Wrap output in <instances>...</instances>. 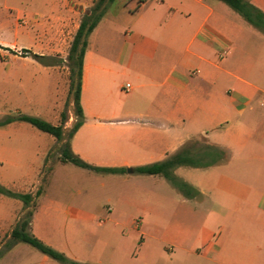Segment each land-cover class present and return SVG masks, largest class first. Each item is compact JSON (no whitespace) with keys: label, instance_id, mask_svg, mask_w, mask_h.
<instances>
[{"label":"crops","instance_id":"obj_1","mask_svg":"<svg viewBox=\"0 0 264 264\" xmlns=\"http://www.w3.org/2000/svg\"><path fill=\"white\" fill-rule=\"evenodd\" d=\"M13 1L0 5V24ZM246 1L264 11V0ZM128 5L133 12L124 39L110 11L88 36L84 122L70 139L85 162L125 171L61 160L44 187L48 145L17 136L15 123L26 121L0 125V161H38L33 177L14 191L41 189L30 206L1 194L0 241L10 239L30 210L27 232L84 264H264V32L221 0ZM13 76L0 71V87L10 89ZM2 109L0 120L14 116ZM57 118L47 116L64 131L73 128ZM196 137L228 156L211 166L175 168L192 195L159 173L134 170L166 160ZM11 181L10 174L0 177L8 188ZM55 183L99 191L91 199L58 200L49 191ZM0 264L62 263L18 241Z\"/></svg>","mask_w":264,"mask_h":264},{"label":"rangeland","instance_id":"obj_2","mask_svg":"<svg viewBox=\"0 0 264 264\" xmlns=\"http://www.w3.org/2000/svg\"><path fill=\"white\" fill-rule=\"evenodd\" d=\"M98 1L54 0L56 5L52 8H48L47 0H14L9 4L8 14L1 17L3 20L0 24V46L7 45L11 51L0 47V71L14 72L16 76L11 79L10 89L0 87L2 110L9 114L18 115L22 112L44 119H47L50 113V117L57 115L60 122H66L65 124H69L70 127L74 125L75 116L77 118L78 116L75 114L76 104L68 54L80 21L84 19L86 13L91 12ZM133 1L140 4L143 0H116L114 3L106 0L105 2L107 5L105 12L110 11L113 21L123 26V29L119 30L121 39H124L125 33H128L131 12H133L132 5L128 4ZM3 2L4 0H0V5ZM65 13L66 18H60ZM61 22L65 25H60ZM119 35L116 37L118 38ZM34 53L47 56L46 61L50 63L60 64L44 66L33 57ZM62 113H65L63 119ZM72 129L65 131L64 140L48 141L53 139V136L37 129L31 122L15 123L14 130L17 136L29 137L36 147L48 145L49 150L43 169L44 187L48 183L52 168L62 160V148L64 143H69ZM205 143L203 137H196L188 141L181 149L200 153L207 150ZM37 162L35 159L1 160L0 177L10 174L12 178L10 188L13 190L24 188L25 182L31 179L30 175L33 177V169L37 166ZM49 191L51 198L73 201L80 198H94L99 189L96 185L88 188L81 184L60 185L55 183ZM30 212L28 210L22 214L24 222L27 221L26 218L29 219ZM6 240L0 241L1 251L4 250Z\"/></svg>","mask_w":264,"mask_h":264},{"label":"trees","instance_id":"obj_3","mask_svg":"<svg viewBox=\"0 0 264 264\" xmlns=\"http://www.w3.org/2000/svg\"><path fill=\"white\" fill-rule=\"evenodd\" d=\"M115 0H108L109 3L114 2ZM231 6L233 9L237 10L247 22L251 25L256 27L257 29L264 32V11L259 7L255 6L254 4L250 3L246 0H221ZM106 0H99L96 6L91 10V12L86 13L84 15V19L81 20L80 26L77 30V33L74 37V41L71 45L70 52L68 54V63L71 69V80H72V87L74 90V101L76 104L75 114L78 116L79 119L75 122L73 129L70 134L69 143H64L61 153V159L65 162H72L78 166L92 169L97 172H112V173H119L124 172V168L118 167H99L93 166L87 162H85L82 157L80 158L75 153L72 152L70 146V139L73 136L74 132L79 128V126L84 122L83 116V109L80 104V96L82 90V79H83V63H84V56L88 46V36L97 26L100 19L103 17L107 5H105ZM1 47V46H0ZM28 51V50H26ZM33 57L38 60L44 66H52V65H59L60 63L54 62L50 63L46 61L48 58L45 55L41 54H33ZM65 118V113H62V119ZM26 121L31 122L33 126L36 128L47 132L57 140L61 141L65 139V131L63 124H53L52 122L41 118L39 116H34L25 113H19L18 115L6 117L3 120H0V125H4L10 123L12 121ZM206 142V141H205ZM207 150L204 152H190L185 149H181L176 153L169 156L166 160L156 163L143 165L134 168L136 172L144 173V174H156L159 173L166 177L171 183L176 185L178 188L183 190L187 195H192L193 190L192 187L184 182V180L180 179L174 174V170L177 166L185 164L190 166H211L214 165L224 159L227 158L228 152L223 149L222 147L212 146L209 143H205ZM41 193V189H38L35 195L31 193H22L14 191L3 184L0 183V194L10 196L16 199H19L24 202L26 206H30L31 202L34 199V196H38ZM31 215V212H30ZM26 222L24 220H19L16 227L11 232L10 239L5 243L4 250H0V256L6 251L12 248L16 242L22 241L31 244L32 246L36 247L43 253L49 255L50 257L58 260L62 264H84L80 263L74 259H71L63 252H60L54 247H51L40 239L35 237L34 235L27 232V228L30 222L29 219L26 218Z\"/></svg>","mask_w":264,"mask_h":264},{"label":"built area","instance_id":"obj_4","mask_svg":"<svg viewBox=\"0 0 264 264\" xmlns=\"http://www.w3.org/2000/svg\"><path fill=\"white\" fill-rule=\"evenodd\" d=\"M131 88H132L131 83H126V84L124 85V87H123V89L126 90V91H130Z\"/></svg>","mask_w":264,"mask_h":264},{"label":"water","instance_id":"obj_5","mask_svg":"<svg viewBox=\"0 0 264 264\" xmlns=\"http://www.w3.org/2000/svg\"><path fill=\"white\" fill-rule=\"evenodd\" d=\"M128 170L132 172V170H131V169H128Z\"/></svg>","mask_w":264,"mask_h":264}]
</instances>
